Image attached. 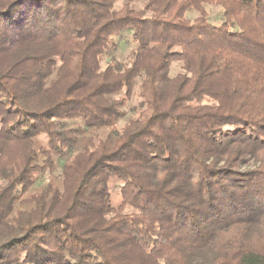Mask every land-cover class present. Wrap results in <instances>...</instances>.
Listing matches in <instances>:
<instances>
[{
	"label": "trees",
	"instance_id": "trees-1",
	"mask_svg": "<svg viewBox=\"0 0 264 264\" xmlns=\"http://www.w3.org/2000/svg\"><path fill=\"white\" fill-rule=\"evenodd\" d=\"M114 4L0 0V264H264V0Z\"/></svg>",
	"mask_w": 264,
	"mask_h": 264
},
{
	"label": "rangeland",
	"instance_id": "rangeland-1",
	"mask_svg": "<svg viewBox=\"0 0 264 264\" xmlns=\"http://www.w3.org/2000/svg\"><path fill=\"white\" fill-rule=\"evenodd\" d=\"M124 0H115L114 7L115 9H119L122 6ZM136 9H140L142 7L141 1H135L134 3ZM206 11L208 13L209 21L215 25H218L222 19V10L217 6H206ZM189 18H194L196 14L190 13ZM134 47L133 42L131 41L128 34H123L122 36L113 37L111 40V46L109 50L102 56L101 58V67L104 68L108 63L113 61L114 63H118L121 66L128 65L130 62L129 53L131 49ZM182 73L181 64L173 63L169 69V77L173 78L176 75ZM137 88L135 89L134 95L128 102L127 106L124 108L126 116L120 120L115 129H120L126 120L130 117L136 116V112L132 109L137 106L138 98H137ZM67 127H77L80 126L78 122L70 121L67 122ZM114 139V132L111 129H90L86 130L82 137L80 138V146L87 145L92 146L96 144L98 140L106 141L109 145L112 143ZM45 138L39 137L36 140V145L45 146ZM53 168L51 170H46L42 175L37 177V181L33 188L30 190L29 194L33 192L41 191L42 188L49 182L53 181L57 185L60 186L61 183V162L53 159ZM246 166H252V162H248ZM119 183L116 180L110 181V190H111V203L113 206H117L120 203V194H119ZM24 198H27L25 196ZM24 207L30 208L31 204H26Z\"/></svg>",
	"mask_w": 264,
	"mask_h": 264
}]
</instances>
